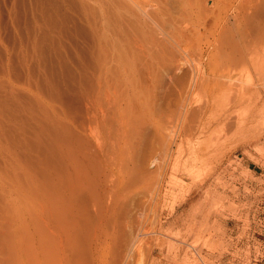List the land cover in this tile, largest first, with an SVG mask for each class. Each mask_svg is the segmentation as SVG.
Masks as SVG:
<instances>
[{
  "label": "rangeland",
  "instance_id": "obj_1",
  "mask_svg": "<svg viewBox=\"0 0 264 264\" xmlns=\"http://www.w3.org/2000/svg\"><path fill=\"white\" fill-rule=\"evenodd\" d=\"M185 2L204 7L191 23ZM204 12L222 16L212 31ZM263 21L264 0H0V264L19 263L26 227L31 259L32 203L67 148L109 220L105 264H264V47L246 44ZM245 44L258 68L239 65ZM85 236L72 243L89 264Z\"/></svg>",
  "mask_w": 264,
  "mask_h": 264
},
{
  "label": "bare ground",
  "instance_id": "obj_2",
  "mask_svg": "<svg viewBox=\"0 0 264 264\" xmlns=\"http://www.w3.org/2000/svg\"><path fill=\"white\" fill-rule=\"evenodd\" d=\"M192 1V0H191ZM186 3V2H185ZM184 3V4H185ZM187 5H188V8H187V14H186V17H187V19L189 20V17H190V23H191V17L193 16V14H194V11L196 10V9H199L200 11L204 8L203 7V5L201 4V2L199 3H197V4H195V6H192V4L191 3H186ZM201 5H202V7H201ZM228 6V5H227ZM195 7H196V9H195ZM241 8V7H240ZM220 9V8H219ZM230 9V8H229ZM199 10L197 11V13L199 12ZM203 11V10H202ZM206 11H208V10H206ZM197 13L195 12V15H197ZM227 13H228V10H227ZM199 14V13H198ZM238 14V13H237ZM183 15H185V14H183ZM231 15V14H230ZM189 16V17H188ZM199 16H200V14H199ZM199 16H196V18L195 19H197ZM207 16H208V14L206 13V12H204L203 13V16H202V19L200 18H198L197 20L198 21H200L198 24H199V26L198 27H200L201 29H203V30H205V31H212L213 29H215L217 26L216 25H218L219 24V21H221V15H219V16H215L214 18H213V24H208L206 21H208V20H206V18H207ZM228 15H226V17H227ZM224 17H225V14H224ZM232 17V16H231ZM182 18H184V17H182ZM187 19L185 20V21H187ZM208 19V18H207ZM225 19V18H224ZM232 19V18H231ZM226 20V19H225ZM224 20V21H225ZM236 20H238V19H236ZM180 21V20H179ZM193 21H195V20H193ZM197 21V22H198ZM232 21V20H231ZM239 21V20H238ZM197 22H195L194 24H193V22H192V25H195ZM264 22V21H263ZM182 23H184V22H182ZM240 23V24H239ZM236 22L235 21V24H239V25H241V20H240V22ZM187 24V23H186ZM233 25H234V27L236 26L237 27V25H235L234 24V22L232 23ZM260 24V23H259ZM189 26V25H188ZM196 26V25H195ZM194 26V27H195ZM197 27V28H198ZM235 27V28H236ZM241 26H238L237 28H240ZM199 28V29H200ZM236 28V29H237ZM259 28V27H258ZM262 28H264V27H262ZM186 29H187V27H186ZM196 29V28H195ZM192 30V29H191ZM224 30V29H223ZM241 30L243 31V29L241 28ZM260 30V29H259ZM259 30L257 31V32H259ZM199 31V30H198ZM204 31V32H205ZM238 31H240V29H237V32ZM242 31H241V33H242ZM263 31V29H261V31L259 32V33H261ZM190 32V31H189ZM255 33L256 35H260V37L256 40L255 38H252L253 39V42H252V39H249V38H251L249 35H247V36H249V40L250 41H248L247 40V43L246 44H249L250 46H251V44L253 45V43H254V41H257L258 42V44L259 45H261L262 47H264L263 45H264V34H263V32H262V34H259V33ZM199 33H200V31H199ZM206 33V32H205ZM213 33V32H212ZM184 34H185V32H184ZM201 34H203L204 35V33H201ZM227 34V33H226ZM186 35V34H185ZM189 36V35H188ZM244 35H242V34H237V37L238 38H240V40H241V38H242V41L244 40L243 38L245 37V39H247L246 38V36H244ZM184 37V36H183ZM229 41V40H228ZM235 42H237V40H235L234 41V43ZM238 42L239 43H242L241 41H239V39H238ZM237 42V43H238ZM249 42V43H248ZM250 42H251V44H250ZM256 42V43H257ZM230 43V42H229ZM236 44V43H235ZM245 44V45H246ZM238 45V44H237ZM241 45V44H240ZM243 45V44H242ZM257 45V44H256ZM255 45V46H256ZM247 46L248 45H246V50H247ZM250 46H248V48L250 47ZM254 46V45H253ZM253 46H251L249 49H251V48H254ZM261 46H257L256 48L258 49V47H261ZM236 48H237V50H235L236 52L238 51L239 53H240V55H239V57L241 56V60L240 61H243V62H238V61H235V62H237V63H239V65L242 63H245L244 61H245V59H246V61H247V57H249V55L251 56V57H249V58H251V60L250 61H252V58L253 57H257V59H255L254 58V60H259L258 59V57L260 56L259 55V53H258V55L257 56H253V54L251 55V53L250 52H248V50L246 51V52H248V56H247V54H246V52H245V50L243 51V52H241V51H239L242 47H237L236 46ZM243 48H244V45H243ZM215 49V48H214ZM245 49V48H244ZM257 49H252V50H254V52H257L258 50ZM261 49H264V48H261ZM242 50V49H241ZM220 51V50H219ZM234 51V50H233ZM262 51V50H261ZM205 52V51H204ZM217 52V51H216ZM244 52H245V56H242L243 54H244ZM259 52V51H258ZM210 53V52H209ZM212 53V52H211ZM243 53V54H242ZM250 53V54H249ZM262 53V52H261ZM260 53V54H261ZM202 54H203V52H202ZM205 54V53H204ZM215 54V53H214ZM242 54V55H241ZM257 54V53H256ZM255 54V55H256ZM263 54H264V51H263ZM262 54V57L264 56ZM206 55V54H205ZM209 55V54H208ZM237 55H238V53H237ZM204 56V55H203ZM219 56V55H218ZM229 56V55H228ZM227 56V57H228ZM236 56V55H235ZM253 56V57H252ZM208 57V56H207ZM216 57V56H215ZM230 57H231V55H230ZM246 57V58H245ZM201 58H203V57H201ZM210 58V57H209ZM226 58V57H225ZM245 58V59H244ZM237 59V60H238ZM201 60V59H200ZM206 60V59H205ZM205 60H204V63H205ZM254 60L251 62V64L254 62ZM261 60H262V58H261ZM207 61V60H206ZM211 61V60H210ZM212 62V61H211ZM258 62V61H257ZM179 63V62H178ZM201 63H203V62H201ZM230 63V62H229ZM246 63H248V61L246 62ZM255 63V62H254ZM253 63V64H254ZM210 63H208L207 64V66L209 65ZM233 64V63H232ZM257 64V63H256ZM220 65V64H219ZM248 65V64H247ZM255 65V64H254ZM253 65V66H254ZM199 66H201V65H199ZM224 66V64L222 65V67ZM243 67H244V65H242ZM260 66H264V59L262 60V63L260 64ZM259 66V68H261ZM191 67V66H190ZM203 67V66H202ZM221 67V66H220ZM219 67V68H220ZM222 67H221V69H222ZM225 67V66H224ZM227 67V66H226ZM226 67H225V69H226ZM243 67H241V68H243ZM245 67H246V65H245ZM244 67V68H245ZM250 67V66H249ZM255 68L257 67L256 65L254 66ZM195 68V70L198 68V70H199V67L198 66H196V67H194ZM193 68V69H194ZM208 68V67H207ZM206 68V69H207ZM228 68V67H227ZM258 68V67H257ZM264 68V67H263ZM202 69H204V67L202 68ZM201 69V70H202ZM224 69V70H225ZM229 69V68H228ZM234 69V68H233ZM198 70H196V71H198ZM223 70V71H224ZM238 70V69H237ZM253 70V69H252ZM261 70V69H260ZM263 70V69H262ZM127 71V70H126ZM203 71V70H202ZM202 71H199V73L201 72L202 73ZM210 71V70H209ZM222 71V70H221ZM227 71H229V70H227ZM231 71V70H230ZM242 71V70H241ZM183 72V71H182ZM211 72V71H210ZM252 72V71H251ZM126 73V72H125ZM197 73V72H196ZM215 73V72H214ZM214 73H212V76H213V74ZM222 73V72H221ZM228 73V72H227ZM227 73L225 72L224 74H226L227 75ZM205 73H204V71H203V75H204ZM231 74V73H230ZM251 74H253V73H251ZM187 75V74H186ZM210 75V74H209ZM223 75V74H222ZM226 75H224L225 77H228V78H232V76L231 77H229V76H226ZM187 76H189V75H187ZM205 76V75H204ZM204 76L203 77H201L198 73L197 74H194V75H192L191 76V80H190V83L189 84H191L192 86L193 85H198V84H200L201 82H202V85L204 84V83H206V82H204ZM214 76H215V74H214ZM214 76L212 77V79H214ZM249 76V75H248ZM208 77V76H207ZM221 77V76H220ZM234 77V76H233ZM239 77V76H238ZM242 77V75L239 77V78H241ZM250 77V76H249ZM189 78H188V81H189ZM181 79H182V77H181ZM204 79V80H203ZM215 79H219V78H215ZM224 79V78H223ZM222 79V80H223ZM235 79H237V78H235ZM234 79V80H235ZM247 79H248V77H247ZM250 79V78H249ZM186 80V83L188 82L187 81V79H185ZM221 80V81H222ZM241 80H242V78H241ZM206 81V80H205ZM213 81V83L215 82L214 80H212ZM218 81H220V80H218ZM230 82H232L231 80H229ZM240 81V80H239ZM239 81H238V83H239ZM248 81V80H247ZM204 82V83H203ZM222 82H224V81H222ZM227 82V81H226ZM230 82H227V83H225V86H227L226 84H228V83H230ZM237 82V81H236ZM181 83V82H180ZM207 83H209L208 81H207ZM217 83V81L215 82V84ZM241 83H242V81H241ZM240 83V84H241ZM244 83V82H243ZM218 84V83H217ZM222 84V83H221ZM230 84H232V83H230ZM233 84H235V83H233ZM229 85V84H228ZM223 86V85H222ZM233 86V85H232ZM224 87V86H223ZM222 87V88H223ZM192 89V88H191ZM221 89V88H220ZM180 90V89H179ZM185 90V89H184ZM181 91V90H180ZM179 91V92H180ZM215 91V90H214ZM183 92V91H182ZM181 92V93H182ZM192 94V93H191ZM187 95V94H186ZM189 95V94H188ZM189 99V98H188ZM242 103V102H241ZM190 106V105H189ZM207 107V106H206ZM231 120V119H230ZM232 121V120H231ZM231 124H233V123H231ZM242 124V123H241ZM244 124V123H243ZM247 124V123H246ZM234 125V124H233ZM183 126V125H182ZM241 126H243V125H241ZM224 127V126H223ZM225 129V128H224ZM192 135V134H191ZM125 136V135H124ZM125 138H126V136H125ZM177 138V137H176ZM188 139V138H187ZM122 140V139H121ZM123 141H125L126 142V140H124L123 139ZM122 141V142H123ZM121 142V143H122ZM116 144H117V142H116ZM118 146V145H117ZM120 147H121V145H119ZM70 148V147H69ZM115 148V147H114ZM116 148H118V147H116ZM68 149V148H67ZM67 149H66V157H67V159H66V175H64V177L63 178H60V179H58V177H57V180H55L54 178H52L51 177V179H50V181H49V190L46 192V194H45V199H46V201L44 200V201H42V203H40V201L37 199V198H34V201H33V207H32V215H31V227L29 228L30 230L29 231H31V241H29V242H31V248L32 249H30V250H32V252H31V259H28V258H26V256H24L23 254H22V248H20V245H19V242H20V240H21V238H20V233H21V231L22 230H24L25 231V229L26 230H28L27 229V227L25 228V229H22L21 228V230L19 229V232H18V236H17V243H16V245H17V248H18V253H17V255H19V263L17 262V261H15V262H17V264H66V260H65V257H66V253H67V251L68 250H70V252H71V254H70V257H71V259H73L72 261H74V262H71L72 264L74 263V264H85L84 263V261H82L81 259H83V257L82 256H79L78 254H76V249L78 248V246L76 247V245H80V243H78L79 242V239L78 238H80V237H82V235H84V234H86V236L88 237V240L91 242V247H89L90 248V250L89 249H86V253H88L87 252V250H89L91 253H90V259H89V264L91 263V264H105V261L107 262V260L105 259V250L107 249V247H108V236H109V234H107V232H106V223H104L103 221H105L106 220V222L108 221L109 222V220H107V218H105V220H104V217H102L101 219H100V217L101 216H103L102 214H105V213H103L101 210H100V212H101V215L99 216V214H100V212L98 211V210H96L98 207H97V205H99V203H97L96 202V198L94 197V195L91 193V191H90V189L93 187H91V186H89L90 184V182H89V176L87 177L86 176V173H85V171L84 170H87V168H85V169H83V167H81V166H79L78 164H75V163H72L74 160L72 159V158H70V153H69V151H67ZM118 149H120V148H118ZM124 149V148H123ZM99 150H100V148H99ZM114 150H116V149H114ZM126 150H127V148H126ZM102 151V150H101ZM117 151H119L120 152V150H117ZM123 151V150H122ZM118 152V153H119ZM128 152V151H127ZM65 153V152H64ZM113 153V152H112ZM116 154L117 153H115V157H114V155H113V157L116 159ZM121 155L123 154V152L122 153H120ZM129 154V153H128ZM108 155V154H107ZM110 155V154H109ZM124 155V154H123ZM94 156V155H93ZM103 156V155H102ZM111 156V155H110ZM124 156H126V155H124ZM109 157V156H108ZM107 157V158H108ZM132 157V156H131ZM113 158V159H114ZM123 158V157H122ZM106 159V158H105ZM114 159V161H116ZM73 160V161H72ZM92 160V159H91ZM111 160V162H113L112 161V159H110ZM97 162H98V160H96ZM85 162V161H84ZM96 162V163H97ZM105 162V161H104ZM110 162V163H111ZM92 163V162H91ZM106 163H108V162H106ZM105 163V165L106 166H109V163H108V165ZM114 163V162H113ZM93 164V163H92ZM99 164V163H98ZM112 164V163H111ZM118 164V163H117ZM114 165V164H113ZM121 165V164H120ZM101 166V165H100ZM111 166V168L113 167H115V166H112V165H110ZM88 167V166H87ZM104 167V166H103ZM118 167V166H117ZM123 167V166H122ZM65 168V167H64ZM64 168H63V170H64ZM112 168V169H113ZM119 168V167H118ZM124 168H125V166H124ZM107 169V168H106ZM120 169H121V166H120ZM123 169V168H122ZM94 170V169H93ZM116 170H117V168H116ZM128 170V169H127ZM48 171V170H47ZM103 171V170H102ZM115 171V170H114ZM134 171V170H133ZM132 171V172H133ZM87 172V171H86ZM93 172V171H92ZM101 172V171H100ZM118 172H120V171H118ZM131 172V171H130ZM104 173H105V171H104ZM126 173V172H125ZM88 174V173H87ZM106 174V173H105ZM104 174V175H105ZM115 174V173H114ZM118 174V173H117ZM127 174V173H126ZM131 174V173H130ZM142 174V173H141ZM120 176H121V174H119ZM132 175H134V174H132ZM131 175V176H132ZM63 176V175H62ZM116 176V175H115ZM139 176V175H138ZM148 176V175H147ZM50 177V176H49ZM56 177V176H55ZM96 177V176H95ZM101 177V176H100ZM133 177V176H132ZM47 178V177H46ZM93 178V177H92ZM91 178V179H92ZM97 178V177H96ZM95 178V179H96ZM99 178V177H98ZM116 178H117V176H116ZM125 178V177H124ZM119 179V178H118ZM94 180V179H93ZM92 181V180H91ZM116 181V180H115ZM124 182H125V180H123ZM127 181H128V176H127ZM135 181V180H134ZM155 181V180H154ZM120 182V181H119ZM123 182V183H124ZM97 183V182H96ZM128 183H129V181H128ZM139 183V182H138ZM153 183V182H152ZM156 183V182H155ZM112 184H113V186H114V189H115V187H117L119 184L116 182H112ZM117 185V186H115V185ZM130 184V183H129ZM134 184V183H133ZM92 185V184H91ZM120 185H123L122 183L120 184ZM132 185V184H131ZM38 186V185H37ZM108 186V185H107ZM91 187V188H90ZM110 187V186H109ZM123 187V186H122ZM124 187H125V184H124ZM123 187V188H124ZM133 187V186H132ZM39 188V187H38ZM93 189V188H92ZM96 189V188H95ZM110 189V188H109ZM117 189V188H116ZM115 189V190H116ZM126 189V188H125ZM39 190V189H38ZM113 190V189H112ZM97 191V190H96ZM121 191V189L119 190V193H121L120 192ZM42 192V191H41ZM105 192V191H104ZM117 192H118V190H117ZM95 193V192H94ZM113 193V192H112ZM106 194V193H105ZM116 193H114V195H115ZM122 194V193H121ZM125 194V193H124ZM139 194V193H138ZM111 195V194H110ZM113 195V196H114ZM33 196V195H32ZM105 196V195H104ZM113 196H112V198L111 199H113ZM116 196V195H115ZM141 196V195H140ZM107 197V196H106ZM109 198H110V196H109ZM108 198V199H109ZM145 198V197H144ZM31 199H33V198H31ZM40 199V198H39ZM130 199V198H129ZM128 199V200H129ZM103 200V199H102ZM110 200V199H109ZM116 200V199H115ZM114 200V201H115ZM120 200V199H119ZM127 200V201H128ZM99 201V200H98ZM114 201H112L111 200V203H113ZM95 202H96V205H95ZM107 203H109V202H107ZM115 203L116 204H118L116 201H115ZM114 204V203H113ZM116 204L114 205V206H116ZM130 204V203H129ZM112 205V204H111ZM113 206V207H114ZM109 207V206H108ZM121 207V206H120ZM137 207H138V204H137ZM100 208V207H99ZM98 208V209H99ZM115 208V207H114ZM130 208V207H129ZM104 209V208H103ZM135 209V208H134ZM153 209V208H152ZM111 210H114L113 208L111 209ZM111 210H109V211H111ZM107 212V213H110V212ZM138 211V210H137ZM112 212L113 211H111V214H112ZM99 213V214H98ZM114 213V212H113ZM137 213V212H136ZM126 214V213H125ZM147 214H149V213H147ZM145 215V214H144ZM105 216V215H104ZM106 216H108V215H106ZM110 216V215H109ZM108 216V217H109ZM112 216V215H111ZM115 217V216H114ZM146 217V216H145ZM29 218V219H30ZM119 219V218H118ZM102 220V221H101ZM147 220V219H146ZM108 222H107V224H108ZM27 223H28V221H27ZM26 223V224H27ZM116 224V223H115ZM24 225V224H23ZM28 225H29V223H28ZM141 225V224H140ZM22 226V225H21ZM115 227V226H114ZM123 227V226H122ZM124 227H126V226H124ZM117 228V227H116ZM115 228V229H116ZM120 228V227H119ZM119 228H118V230H119ZM85 229H88V231L87 230H85ZM121 229V228H120ZM129 229V228H128ZM137 229V228H136ZM122 230V229H121ZM139 230V229H138ZM143 230V229H142ZM83 231H87V232H83ZM109 231V230H108ZM125 231V230H124ZM137 231V230H136ZM147 231V230H146ZM123 232V231H122ZM150 232V231H149ZM148 232V233H149ZM137 234H139L138 232H137ZM144 234H146V233H143V235ZM47 236V240L49 241L48 243H46V241H42L43 240V238H44V236ZM134 235V234H133ZM141 235H142V232H141ZM149 235V234H148ZM22 237H23V239H24V236L25 235H21ZM45 236V237H46ZM86 236H85V239H86ZM124 236V235H123ZM137 236H139L140 237V235H137ZM29 237V236H28ZM111 236H109V238H110ZM124 238V237H123ZM141 238V237H140ZM44 239H46V238H44ZM78 239V240H77ZM131 239V238H130ZM134 239H137V238H135V236H134ZM148 239H150V238H148ZM77 240V241H76ZM121 240V239H120ZM129 240V239H128ZM139 240V239H138ZM142 240V239H141ZM131 241V240H130ZM134 241V243L137 245V241L135 242V240H133ZM132 241V242H133ZM145 241V240H144ZM155 241V240H154ZM26 242V241H25ZM42 242H43V244H42ZM75 244L76 243V245H74L73 243ZM81 242V241H80ZM113 242V241H112ZM127 242H129V241H127ZM139 242V241H138ZM21 243H24V241L23 242H21ZM84 243L86 244V242L84 241ZM116 243H118L117 241H116ZM140 243V242H139ZM138 243V244H139ZM142 243V242H141ZM140 243V244H141ZM151 243V242H150ZM81 244H83V243H81ZM15 245V246H16ZM48 245H52V247L54 246V250L53 249H51V247L49 246V248H50V250L51 251H49L48 250V248H47V246ZM121 245V244H120ZM127 245L128 244H126V247H127ZM130 245V244H129ZM129 245H128V247L125 249V250H128V248H129ZM149 245V244H148ZM22 246V245H21ZM133 246H135L133 243H131V247L130 248H132ZM144 246V245H143ZM147 246V245H146ZM81 247V246H80ZM113 247V246H112ZM26 248V247H25ZM154 248V247H153ZM114 250V249H113ZM124 250V251H125ZM131 250H133V249H131ZM137 250H139V249H137ZM123 251V252H124ZM108 252V251H107ZM121 252V251H120ZM126 252V251H125ZM133 252V251H132ZM26 253V252H25ZM54 254H56V260L57 261H55V256H54ZM128 254V253H127ZM131 254V253H130ZM129 254V255H130ZM121 255H122V252H121ZM128 255V256H129ZM59 256V257H58ZM150 256V255H149ZM9 257V256H8ZM82 257V258H81ZM85 257V256H84ZM119 258H121V257H119ZM18 259V258H17ZM70 259V258H69ZM70 259V260H71ZM85 259V258H84ZM115 259V258H114ZM129 259V258H128ZM128 259H126L127 261H128ZM7 260V259H6ZM14 260V259H13ZM16 260V259H15ZM123 260V259H122ZM123 262H125L124 260H123ZM108 263V262H107ZM119 262H117V264H118ZM152 263V262H151ZM16 264V263H15ZM88 264V263H87ZM110 264H112L111 262H110ZM113 264H114V262H113ZM119 264H121V263H119ZM123 264V263H122Z\"/></svg>",
  "mask_w": 264,
  "mask_h": 264
}]
</instances>
